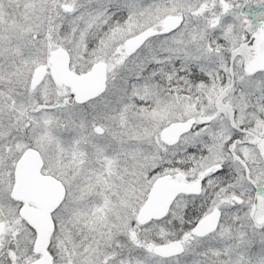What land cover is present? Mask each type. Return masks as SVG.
I'll return each mask as SVG.
<instances>
[{
	"label": "snow or ice",
	"instance_id": "obj_1",
	"mask_svg": "<svg viewBox=\"0 0 264 264\" xmlns=\"http://www.w3.org/2000/svg\"><path fill=\"white\" fill-rule=\"evenodd\" d=\"M0 264H264V0H0Z\"/></svg>",
	"mask_w": 264,
	"mask_h": 264
}]
</instances>
